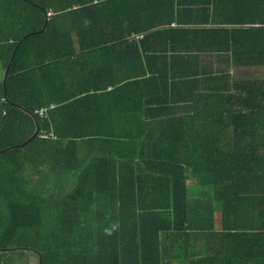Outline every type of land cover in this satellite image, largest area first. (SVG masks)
<instances>
[{
  "label": "trees",
  "instance_id": "trees-1",
  "mask_svg": "<svg viewBox=\"0 0 264 264\" xmlns=\"http://www.w3.org/2000/svg\"><path fill=\"white\" fill-rule=\"evenodd\" d=\"M0 50V250L37 264H161L185 171L264 129V0H0Z\"/></svg>",
  "mask_w": 264,
  "mask_h": 264
},
{
  "label": "crops",
  "instance_id": "crops-1",
  "mask_svg": "<svg viewBox=\"0 0 264 264\" xmlns=\"http://www.w3.org/2000/svg\"><path fill=\"white\" fill-rule=\"evenodd\" d=\"M74 43L68 45H79ZM7 72L8 66L0 61V93L4 95ZM62 72L73 74L65 67ZM54 74L57 75V68ZM55 80L52 91L65 92L57 89ZM34 82L40 85L34 90L28 88L29 92L47 93L42 78ZM66 90L72 94L87 93L81 86ZM239 128H246L248 133L215 136L218 145L212 170L206 164L200 171H185L186 230L179 238L166 234L167 255L161 264H264V129L256 134L250 124ZM5 251L15 250H0ZM18 255L20 258L15 261L14 256ZM14 256L3 259L0 254V264H17L20 259L25 264L38 263L37 253L26 248Z\"/></svg>",
  "mask_w": 264,
  "mask_h": 264
},
{
  "label": "rangeland",
  "instance_id": "rangeland-1",
  "mask_svg": "<svg viewBox=\"0 0 264 264\" xmlns=\"http://www.w3.org/2000/svg\"><path fill=\"white\" fill-rule=\"evenodd\" d=\"M4 204H5L4 201H2V200H1V197H0V211H1V212L6 211V208L4 207V206H5ZM16 251H18V250H15V251H5V252H0V254H1V258H3V259H7V258H8L7 256H9V257H13V256H14V253L16 254ZM5 254H7V255H5ZM19 258H20V255H18V256H14L15 261H16V260H19ZM17 264H25V261L20 259V261H18Z\"/></svg>",
  "mask_w": 264,
  "mask_h": 264
},
{
  "label": "water",
  "instance_id": "water-1",
  "mask_svg": "<svg viewBox=\"0 0 264 264\" xmlns=\"http://www.w3.org/2000/svg\"><path fill=\"white\" fill-rule=\"evenodd\" d=\"M36 134V132L34 133V135Z\"/></svg>",
  "mask_w": 264,
  "mask_h": 264
},
{
  "label": "built area",
  "instance_id": "built-area-1",
  "mask_svg": "<svg viewBox=\"0 0 264 264\" xmlns=\"http://www.w3.org/2000/svg\"><path fill=\"white\" fill-rule=\"evenodd\" d=\"M48 13H50V12H48Z\"/></svg>",
  "mask_w": 264,
  "mask_h": 264
}]
</instances>
